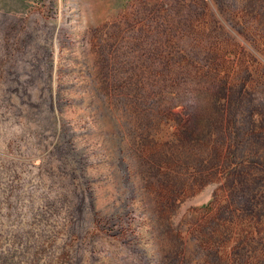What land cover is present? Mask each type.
<instances>
[{"label": "rangeland", "instance_id": "374dc122", "mask_svg": "<svg viewBox=\"0 0 264 264\" xmlns=\"http://www.w3.org/2000/svg\"><path fill=\"white\" fill-rule=\"evenodd\" d=\"M0 264H264V0H0Z\"/></svg>", "mask_w": 264, "mask_h": 264}]
</instances>
